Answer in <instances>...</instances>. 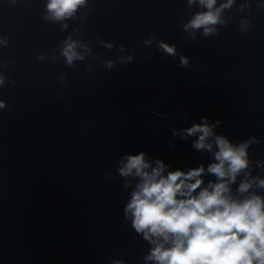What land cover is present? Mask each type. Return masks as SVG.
I'll return each instance as SVG.
<instances>
[{
    "label": "water",
    "instance_id": "obj_1",
    "mask_svg": "<svg viewBox=\"0 0 264 264\" xmlns=\"http://www.w3.org/2000/svg\"><path fill=\"white\" fill-rule=\"evenodd\" d=\"M47 4L0 0V264H155L125 215L140 177L119 171L140 152L164 175L203 166L207 187L215 137L251 141L230 189L264 198V0H233L209 36L184 29L199 0H86L63 20ZM205 120L211 151L184 133Z\"/></svg>",
    "mask_w": 264,
    "mask_h": 264
},
{
    "label": "clouds",
    "instance_id": "obj_2",
    "mask_svg": "<svg viewBox=\"0 0 264 264\" xmlns=\"http://www.w3.org/2000/svg\"><path fill=\"white\" fill-rule=\"evenodd\" d=\"M194 2L189 0V4ZM216 2L199 0L207 11L198 13L185 24V31L203 28L205 36L213 35L215 25L224 23L221 12L233 0H227L220 7H215ZM85 3L86 0H48L47 9L50 18L63 20ZM76 48L77 42L71 39L65 42L62 54L68 64L84 58ZM160 48L170 55L176 54L175 46L161 42ZM181 63L187 65L188 59L181 57ZM111 66L109 61L108 67ZM3 83L0 77V84ZM4 106L0 101V108ZM214 127L205 120L185 129L184 133L187 136L200 133L194 147L211 151L213 144L208 138L214 135ZM214 142L219 149L214 154L217 162L211 163L207 172L217 180L210 181L207 187H202L203 166L164 175L163 161L156 160V166L152 167L144 152L129 155L119 169L122 176L140 177L125 215L131 216L136 232L154 245L146 259L155 264H264V198L255 194L244 199L234 198L230 189L237 175L248 168L247 148L251 141L234 146L224 136H216ZM149 168L151 171H147ZM254 182L245 179L238 191L247 192ZM258 182L264 187V179Z\"/></svg>",
    "mask_w": 264,
    "mask_h": 264
}]
</instances>
